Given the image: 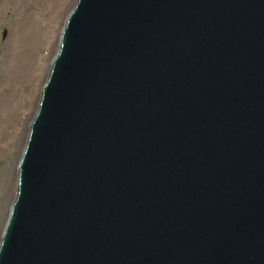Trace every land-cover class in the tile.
<instances>
[{"label": "water", "instance_id": "water-1", "mask_svg": "<svg viewBox=\"0 0 264 264\" xmlns=\"http://www.w3.org/2000/svg\"><path fill=\"white\" fill-rule=\"evenodd\" d=\"M0 264H264V0H76Z\"/></svg>", "mask_w": 264, "mask_h": 264}, {"label": "rangeland", "instance_id": "rangeland-1", "mask_svg": "<svg viewBox=\"0 0 264 264\" xmlns=\"http://www.w3.org/2000/svg\"><path fill=\"white\" fill-rule=\"evenodd\" d=\"M73 3L75 5L76 0ZM40 5L36 0H0V242L16 197L18 163L22 156L20 152L27 142L30 125L41 99L42 87L51 70L52 59L42 69L43 74L40 72L44 83L38 97L34 93V87L28 91L30 95L25 93L17 76L18 58L27 51L24 48H28L23 42L22 24L28 15L38 18L41 23L50 18Z\"/></svg>", "mask_w": 264, "mask_h": 264}, {"label": "bare ground", "instance_id": "bare-ground-1", "mask_svg": "<svg viewBox=\"0 0 264 264\" xmlns=\"http://www.w3.org/2000/svg\"><path fill=\"white\" fill-rule=\"evenodd\" d=\"M36 1L41 4L40 6L47 12L50 18L41 23L38 18L28 15L24 20L22 24L24 35L23 42L25 47L28 46V48H24L25 50L27 49V51L18 58L17 68L19 73L17 76L23 85L25 93L29 94L28 91H31L32 87H34V93H36L38 97L40 87L44 83L40 72L43 74L42 69L50 63L52 57L57 53L61 32L64 27L66 16H68L67 13L70 9L72 10V5H74L73 2H75V0ZM16 101L14 103H16ZM14 103H11V105ZM19 106L23 107V104L19 103ZM24 145L26 144H23L20 155L23 153L25 148ZM18 160L19 158L17 159V163Z\"/></svg>", "mask_w": 264, "mask_h": 264}]
</instances>
